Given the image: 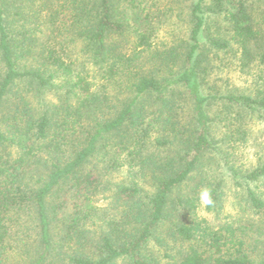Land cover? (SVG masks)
<instances>
[{
	"label": "trees",
	"instance_id": "obj_1",
	"mask_svg": "<svg viewBox=\"0 0 264 264\" xmlns=\"http://www.w3.org/2000/svg\"><path fill=\"white\" fill-rule=\"evenodd\" d=\"M57 1L0 0V264H264V164L241 176L257 217L248 231L263 238L197 216L207 178L177 195L208 156L224 159L223 146L246 142V116L264 120V0H192L184 47L153 51L159 65L148 72L155 33L150 14L141 17L144 0H129L123 21L114 0ZM71 27L91 73L65 57L60 32ZM43 29L46 38L36 35ZM220 53L253 71L250 93L203 92L204 63ZM120 170L129 179L113 189L108 215L95 199ZM210 191L207 209L218 210L219 185Z\"/></svg>",
	"mask_w": 264,
	"mask_h": 264
},
{
	"label": "rangeland",
	"instance_id": "obj_2",
	"mask_svg": "<svg viewBox=\"0 0 264 264\" xmlns=\"http://www.w3.org/2000/svg\"><path fill=\"white\" fill-rule=\"evenodd\" d=\"M54 1V4H57L58 1ZM128 1L129 0H114L113 9L114 18L116 20L123 21L126 18L132 17L134 11H130ZM191 1L192 0L143 1L146 4H149V7L142 9L143 11L139 10L142 11L141 17L143 18L147 13L150 14L148 15L150 17L149 20L152 22L155 33V37L153 38L154 48L152 52L146 53L143 56V67L145 71L148 72L156 65H159V61L154 57L155 51L169 49L174 51L181 50L183 46L182 43L186 41L188 37V7ZM209 1L210 0H207V3ZM14 7L11 6V15L16 19L15 14L18 11ZM28 13H30L29 4L28 6L26 5L25 9V14ZM41 14L44 18L45 15L49 16L52 12L45 10L42 11ZM62 14L68 16L69 11L64 9V13ZM26 26L30 25L26 24ZM69 30L70 31L67 32L65 30L60 32L62 37H64L63 40L67 41V44L64 46L67 61L74 62V68H76L77 71L85 70L91 73L96 70V68L93 65L90 53L87 52L85 45L78 39V32L72 27L69 28ZM36 35L40 38H46L49 35V31L44 30L43 35ZM128 37H130L131 40L133 39L134 35L132 31L128 32L127 38ZM207 60L208 61L204 63L205 68H203L204 71L202 74V76L206 78L205 83L202 86L204 93L214 94L219 92H234L238 94H247L252 91L251 86L253 84L250 74L253 73V71L251 72L250 69L246 68L241 70L238 60L233 58L230 54L220 53L216 56H211ZM35 95L33 96V103L36 104L40 98ZM44 98L46 101L54 100V96L48 92L44 94ZM207 112L212 124L211 134L215 141L219 143L220 137L224 133L223 130L220 131V125L216 124L218 122L217 114L220 112L219 105L214 103L210 104ZM181 113L184 117H188L189 107L182 104ZM244 121L247 123L246 130L248 132L246 142L243 144H235V149L223 146L222 150H224V154H227L224 159H222L223 155H218L220 159L214 155L208 156L204 160L200 171L193 176V178L187 183L186 187L182 188L177 195L189 194L190 190L197 185L201 178H207V181L204 184H209L208 186H211L210 188L213 189L217 184L219 185L221 207L218 210L209 211L207 207H201L200 199H198L196 207L197 216L206 219L209 225L215 229L229 225L233 226V228H244L246 230H244V232L252 235L254 238H263L257 237L258 235L256 232L248 231V227H251V224L256 222L257 217L252 214L245 201V184L241 179V176L247 171L264 164V120L252 115L246 116ZM155 153L158 154V152ZM159 155L163 157L165 154L159 153ZM235 173H237V177L233 176ZM128 179L129 177L126 170H120L106 176L102 180V192L95 199L96 206L101 208L102 211L108 215L115 213V203L112 201V191L116 185L126 184ZM263 184V181L258 184L261 189L264 188ZM143 186L146 192H152L150 183L143 184ZM208 186L205 188L210 190ZM250 186L253 187L254 185L251 184ZM189 195L191 196V193ZM237 234H241V232L238 231ZM247 234L245 235L246 237ZM151 248L152 247L150 246V249ZM154 249L155 247H153L151 251ZM158 258L160 264H168L166 259ZM117 264H126V261H121Z\"/></svg>",
	"mask_w": 264,
	"mask_h": 264
},
{
	"label": "clouds",
	"instance_id": "obj_3",
	"mask_svg": "<svg viewBox=\"0 0 264 264\" xmlns=\"http://www.w3.org/2000/svg\"><path fill=\"white\" fill-rule=\"evenodd\" d=\"M199 199H200V203H201L202 208L211 206L214 203L213 199H212L211 191L207 188H204L203 190H201V192L199 194Z\"/></svg>",
	"mask_w": 264,
	"mask_h": 264
}]
</instances>
